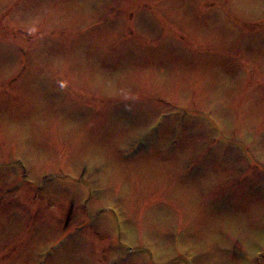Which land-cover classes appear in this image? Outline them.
Instances as JSON below:
<instances>
[{"label": "rangeland", "instance_id": "obj_1", "mask_svg": "<svg viewBox=\"0 0 264 264\" xmlns=\"http://www.w3.org/2000/svg\"><path fill=\"white\" fill-rule=\"evenodd\" d=\"M184 113L212 116L256 169L239 157L225 166L203 120L176 128ZM16 159L34 181L89 182L93 225L61 238L84 221L85 195L33 194ZM106 206L126 243L159 262L180 251L194 264H264V0H0V264H41L51 247L43 264L117 260Z\"/></svg>", "mask_w": 264, "mask_h": 264}]
</instances>
